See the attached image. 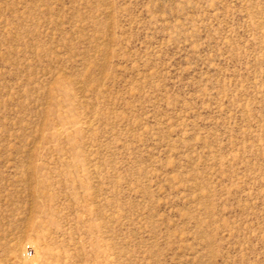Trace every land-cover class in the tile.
Wrapping results in <instances>:
<instances>
[{"label": "rangeland", "instance_id": "obj_1", "mask_svg": "<svg viewBox=\"0 0 264 264\" xmlns=\"http://www.w3.org/2000/svg\"><path fill=\"white\" fill-rule=\"evenodd\" d=\"M0 264H264V0H0Z\"/></svg>", "mask_w": 264, "mask_h": 264}]
</instances>
